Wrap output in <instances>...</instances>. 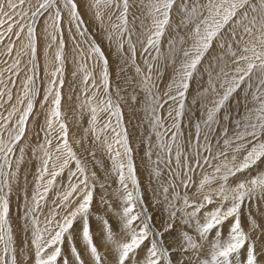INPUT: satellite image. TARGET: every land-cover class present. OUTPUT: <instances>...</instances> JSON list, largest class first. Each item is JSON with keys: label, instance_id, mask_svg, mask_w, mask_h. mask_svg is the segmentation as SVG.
Listing matches in <instances>:
<instances>
[{"label": "snow or ice", "instance_id": "snow-or-ice-1", "mask_svg": "<svg viewBox=\"0 0 264 264\" xmlns=\"http://www.w3.org/2000/svg\"><path fill=\"white\" fill-rule=\"evenodd\" d=\"M81 2L93 10L121 72L134 69V76L125 80L133 89L129 99L142 107L157 138L139 141H147L141 159L151 161L146 170L149 185H155L147 199L123 110L109 91L110 57L95 39L84 40L86 52L74 44L76 70L71 75L79 79L69 83V91L81 89L77 100L81 116L89 115L86 131L110 160L104 176L89 173L69 143L62 100L72 97L63 93L61 22L67 10L69 24L86 37ZM105 14L110 31L104 29ZM40 18L45 23L38 31ZM14 51L12 62L5 59L7 67L0 69V264H264V243L257 250L264 229L253 219L245 232L241 222L245 201L264 198V0H0V56L13 57ZM25 56L27 72L14 96V77L24 71ZM41 56L47 63L43 76ZM194 81L200 91L192 103L199 104L202 115L195 122L188 118L193 135L185 137L182 123ZM101 88L103 96L97 99ZM38 97L39 111L34 112ZM237 97L242 111L232 115L231 102ZM101 114H107L102 124ZM30 126L37 127L34 145L26 141ZM29 151L38 162L32 181L22 176ZM66 170L67 178L58 181ZM197 171L202 178L190 200L187 191L177 189L192 188ZM251 171L256 175H237ZM113 178L117 188L109 200ZM22 179L31 184V192ZM213 183L218 186L211 188ZM17 188L23 192L20 230L28 238L27 248L17 244L11 222ZM49 193L53 206L45 213ZM230 219L229 234L221 239ZM213 230L216 235L209 242ZM74 237L82 239L81 249Z\"/></svg>", "mask_w": 264, "mask_h": 264}, {"label": "rangeland", "instance_id": "rangeland-1", "mask_svg": "<svg viewBox=\"0 0 264 264\" xmlns=\"http://www.w3.org/2000/svg\"><path fill=\"white\" fill-rule=\"evenodd\" d=\"M35 2V0H33ZM79 2V0H78ZM130 2H133V0H130ZM80 12L82 15V18L84 20V24L81 25V29H86L87 35L86 37H81L77 29L75 27V24H69L68 22V13L67 10H64L62 13L63 19L61 22V27L63 29V39L65 41V58H66V71H65V86L63 89V93L65 98L67 96H71L72 100L68 101L67 99L62 100V113H63V119L67 123L69 127V143L71 144L73 150L77 153V156L83 161L85 166L87 167L89 173L96 172V174L100 177H103L105 174V171L110 165V160L108 159L107 154L104 152V150L96 143L93 139V134L86 131L89 127V115L87 112H85L82 116L79 112V101L77 100V96L80 95L81 89L80 87H73L71 91H69V83L73 80H78L79 77H73L71 74L74 70H76V64L73 62V47L74 44H79L81 48L87 51V45L84 43V40H92L95 39L97 43L101 45V47L104 49L106 54H109L110 57V85L109 91L113 97L114 100L118 101L121 105V108L123 110L124 119L123 124L124 127L127 129L129 133V138L132 146L136 151H134V159L137 164L138 174L141 181V184L144 188L147 189L146 192V199L151 195L153 185H149L148 181V171L146 170V165H150L151 161H148L146 159L142 160L141 157L144 154L145 148L147 146V141H145L144 144L139 143L140 140L144 139L145 137H149L153 142L156 141L155 133L150 130V126L147 122V117L144 115L142 107L136 106V101L130 100L129 97L133 92V89L129 87L125 80L127 78L134 76V69L132 67L126 68L124 72H121V65L117 63L116 57L111 55L109 48L107 46V41L102 38L101 30L99 28V22L95 21L93 19L94 12L89 7H84V4L81 2L80 6ZM131 12H137L139 15V12L136 8L131 9ZM130 20H131V14H130ZM44 19L40 18L38 23V31L42 30L44 28ZM137 25L136 31H139V20H136L134 22ZM147 23V21H146ZM71 28V31L68 29ZM104 29L111 30L110 23L107 19V14H105L104 17ZM70 37H75V39H70ZM21 39L23 40L24 37L22 36ZM7 43V41H5ZM17 49L20 47V42L17 41ZM41 46H43V41L40 42ZM166 48L167 45H164ZM49 56L52 55L51 52L48 53ZM15 57V51L13 52V57H5L0 56V69H3L7 67L6 64L3 63L5 59H7L8 63L12 62V59ZM79 57H77V60ZM142 59L141 54L138 52L137 54V62L139 63ZM28 57L25 56L22 59L21 68L24 69L20 73V77H14L16 80V88H13V94L14 96L17 94V89L20 86V78H22L25 75V72H27V68L24 67L25 63L27 62ZM87 63L91 65L92 61L88 60ZM47 66L45 57L41 56L40 58V74L43 76L44 74V68ZM142 66V65H141ZM100 72L99 66L96 67L95 73L97 74ZM171 72V69L169 68L167 72L164 75V79L161 82V89H163L164 83H166L169 79V73ZM7 75V73H6ZM117 87L121 88V91L117 94ZM200 91V84L196 81L192 84V89L190 90V93L187 97L186 102V116L184 118V121L182 123V129L184 131L185 137L192 136L193 135V129L192 125L189 123L188 118L190 117L193 122H195L202 113L198 111L199 104L198 103H192L193 97L198 95ZM104 89L101 88L99 90V93L97 95V99H99L101 96H103ZM88 95H92V92L90 91ZM243 103L242 100H240L238 97L233 99L231 102V108L234 109L232 112V115H236L242 111L240 105ZM166 107V106H165ZM2 111V110H0ZM35 111H39V97L37 98V108L34 109ZM6 114V113H5ZM31 119V118H30ZM107 119V114H101L99 117L100 124H102ZM41 119L36 120L37 127L40 125ZM37 127H29L26 133V141L30 144H35L36 142V136L34 135V132L37 131ZM41 133V137H42ZM220 137L218 136L217 139ZM56 146V141H53V149ZM94 153V156H93ZM155 159V156L153 157ZM26 163L23 166L22 170V176L26 175L28 181H32L33 175L32 173L35 172L36 168L38 167V162L32 158L31 152H27L25 156ZM70 167L74 168L75 163L73 162ZM262 168H264V165H261ZM209 172L212 171V169H208ZM241 179L245 178V176H254L256 175V171H251L249 173L245 174H237ZM168 177V171L165 169L163 172L162 178ZM67 178V170L64 173L63 177H58V181L60 179H66ZM201 175L199 171L193 174V186L190 189H183L178 188V191H187L190 197V200L195 199L193 196V193L196 192V187L201 179ZM234 179H230L229 183L230 185L235 184ZM21 184L31 192V184H24L23 179L21 180ZM218 186V183H213L210 187L216 188ZM117 188V184L115 182V179L113 178L111 182V187L107 190V198L109 200H112L115 195V190ZM55 191V189L53 190ZM205 191H208V186H206ZM100 189L97 187L96 189V196L99 197L100 195ZM53 198V193H49V203L45 206V213H47L48 209L51 208L53 205L51 204V200ZM11 207H12V223L13 227L16 232V241L17 244L23 243L24 247H28L27 243V236L24 232L20 230V225L23 223L22 219V213H23V192L17 188L16 191H14L12 200H11ZM212 206L209 205L208 208H211ZM151 210V208H150ZM208 209H204L201 211L200 215L203 216V212ZM109 218L112 219L113 224L115 225V219L114 217H111L109 215ZM255 219L257 224L260 225L261 229H264V198H261L259 196L254 197L251 200H246L245 203L241 207V222L242 227L244 228L245 232H249L250 229V222L251 220ZM203 222V219L202 221ZM231 223V219L223 225V236L221 239L225 238L229 234V228L228 224ZM97 231V226L95 222H93V232ZM216 232L213 230L211 234L208 236V241L213 242V237H215ZM253 237L259 235V233H252ZM74 242L78 249H81L83 247V241L82 239L75 238ZM97 243H100V241L97 239ZM264 243V235H261L259 237V240L257 241V250H260V244ZM210 246V245H209ZM67 243L65 244L64 248L67 250ZM111 258V257H110ZM242 258V257H241ZM262 261H264V257L261 258Z\"/></svg>", "mask_w": 264, "mask_h": 264}]
</instances>
